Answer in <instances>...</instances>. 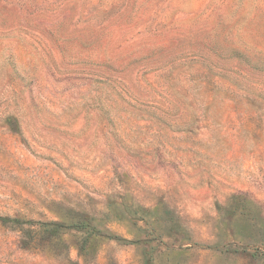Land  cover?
<instances>
[{
    "label": "rangeland",
    "instance_id": "obj_1",
    "mask_svg": "<svg viewBox=\"0 0 264 264\" xmlns=\"http://www.w3.org/2000/svg\"><path fill=\"white\" fill-rule=\"evenodd\" d=\"M0 264H264V0H0Z\"/></svg>",
    "mask_w": 264,
    "mask_h": 264
}]
</instances>
